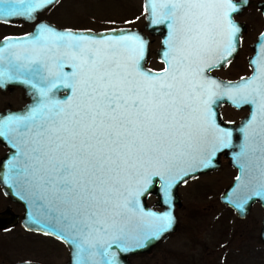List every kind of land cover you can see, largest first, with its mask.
Instances as JSON below:
<instances>
[{
  "label": "snow or ice",
  "instance_id": "obj_1",
  "mask_svg": "<svg viewBox=\"0 0 264 264\" xmlns=\"http://www.w3.org/2000/svg\"><path fill=\"white\" fill-rule=\"evenodd\" d=\"M51 2L0 0V4L25 5L22 9L0 8V15L32 13ZM152 4L154 11L159 4L158 22L167 20L172 29L170 51L165 53L170 56L165 61L168 67L157 75L140 66L146 42L138 35L95 41L40 26L34 45L50 40L57 50L66 49L58 59L38 47L31 53L11 51L7 55L5 48L12 45L0 47V84L23 77V82L33 87L44 85L40 93L46 95L58 80L77 97L74 110L61 108L56 113L59 120L49 118L52 127L41 125L39 135L48 133L49 150L61 156L39 179L57 193L72 196V202L85 209L91 224L84 223L80 233L107 232L108 227L123 233L120 223L135 208V197L149 170L170 172L194 159L195 153L211 155L231 145L232 131L214 122L209 106L219 85L201 74L205 67H211L210 54L221 40L231 49L238 29L230 17L242 4L233 0H152ZM64 57L71 60L74 71L61 70ZM49 61L55 63L56 71ZM224 94L254 106L243 130L249 141L246 147L260 162L264 175V61L250 80L235 90L225 89ZM46 107L38 105L28 116L9 117L0 121V126L11 130L12 125H22L27 131L28 122ZM33 151L39 161V149ZM62 219L67 222V217ZM156 220L152 235L166 231L172 223L170 213ZM68 227L67 232L63 228L56 231L59 238L73 245V264H93L96 254L105 258L103 264H115L114 252L97 248L87 236L80 238L76 224ZM115 241L122 242V237L117 235ZM116 246L119 248V243Z\"/></svg>",
  "mask_w": 264,
  "mask_h": 264
},
{
  "label": "water",
  "instance_id": "obj_2",
  "mask_svg": "<svg viewBox=\"0 0 264 264\" xmlns=\"http://www.w3.org/2000/svg\"><path fill=\"white\" fill-rule=\"evenodd\" d=\"M54 2L55 0H52L50 4L39 7L32 13L8 16L0 15V21L19 18L29 19L30 16L50 6ZM234 3L242 4V6L244 4V2L242 3V0L234 1ZM10 7H18L22 9L25 5L0 4V8L7 9ZM145 8L147 9L146 3ZM260 8L264 15V3L260 5ZM158 11L159 9L157 8L156 11L153 10V20L155 24H159L158 26H163L165 25V20L158 22L160 19L157 14ZM237 13L238 12H233L234 15ZM233 24L237 27L238 31L234 35L233 46L232 49H230V56H232V54L235 55L237 51L240 41L239 36L242 31L241 22L234 19ZM146 28H148V25H146ZM38 32L39 30H36L35 32L26 34L22 37L2 39L0 40V47L9 44L12 45L11 48H5V55L11 51L17 53L28 51L31 53L33 47H38L44 49L48 56H52L55 59L60 57L62 53L66 51V49L57 50L54 46L43 45L40 43L39 45H34L33 37ZM73 35L76 37H83L85 40L95 41L115 40L123 36L138 35L146 42L144 57L140 60L142 70L157 75L165 69L164 40H162L163 46L158 52L160 60L164 62V67L160 70H152L146 66L148 55L147 36L136 28L123 27L98 32L89 30L84 33L75 32ZM261 44H264V30L254 45V54L249 59L251 73L248 76L235 81H222L214 76L211 77L208 75L211 81H215L219 85L217 91H224L225 93V89L235 90L237 85H243L246 81L250 80L255 74H257L261 69L262 61H264V49L261 48ZM49 49H51V51H48ZM253 60L257 61L256 64H253ZM60 63L63 65L61 69L63 72L70 73L74 71V69L70 67L72 62L68 57H64L60 60ZM49 66L52 67L53 71L57 70L53 61H49ZM206 72L207 70L204 68V71L201 74L204 79L206 78ZM23 81L24 78L21 77L18 80H13L8 83L21 85L25 88L29 87L27 83ZM56 84L57 86L47 91L46 95H41V98L37 96L36 101L32 95L33 107L34 104L36 106L46 104L47 107L30 125L31 128L36 129V134H32L27 140H23V138L21 140L18 136L16 141L13 142V148L16 150L13 149L10 151L6 158L7 162H9V167L15 171L9 174V180H6V184H4V191L15 201L23 204L25 213L23 215L22 225L26 229L52 235L68 246L71 251V261L69 264H73L74 247L66 240L59 238L56 230L63 228L64 231L67 232L69 231L68 226L71 224L77 225V235L80 238L87 236V239L95 244L97 248L101 250L107 249L108 252H114L116 255L115 264H131L129 261L131 256L141 253H149L159 241L165 240L166 236L174 232L176 228L177 220L174 213V201L177 202V185L191 177L219 168V155L222 153L228 158L229 165L236 169V175L227 188L220 194L219 201L222 205L231 208L236 217L241 219L249 214V211L254 204L258 203L261 206L262 219L259 239L264 247V187H262V185H264V175L261 174L259 167L260 162L257 160L256 156L250 154L249 149L246 147V144H248L249 141H246V132L243 130L245 124L252 115L253 105L242 103L238 100L234 101L229 95H225L224 93L216 94L215 96L219 100L228 102L236 109L246 108L249 111L248 114L238 123H229L227 126H222L223 128L232 131L230 147L218 150L211 155H208L207 153H195L194 159L187 163L179 164L170 172L163 169L149 170L146 174V180L142 183L139 195L135 197V208L129 212L126 218L120 223V227L123 228V233L119 232L117 229L108 227L107 232L91 231L90 233L85 234L79 232V229L83 227L84 223L91 224V221L88 220V217L85 214V209L80 207L79 203H73L72 196L57 193L54 189L46 187L42 180L39 179L40 176L47 174V171L51 169L52 164H54L56 159L61 156V154L49 150L48 133H45L43 136L39 135L41 125L43 124L46 127H52L49 118L51 117L59 120L60 117H57L56 113L61 108H63L65 112H71L74 110L77 98L73 90L63 86L60 81L57 80ZM211 112L214 114V121L217 120V112H214L213 108L211 109ZM24 115L25 112H0V120L4 121L12 116ZM216 124L220 126L217 122ZM17 127L20 129L23 128L21 125L16 126V128ZM4 137V134L0 135V140L3 139L5 141L6 138ZM29 142L31 143L32 153L26 154L25 149ZM34 149H39V161L36 159L37 153H34ZM242 149H244L243 154ZM156 171H159L160 174H154ZM20 172L23 173V176L18 175ZM24 177H27V181H25ZM237 177H241V179L238 181ZM257 193L260 194L258 195ZM150 195H154L157 198L156 205L161 207L160 210L148 205L147 198ZM165 213H170L171 215V226L162 233L152 235V233L155 232V227L158 223L156 217ZM63 217H67V222L62 219ZM92 227L95 228L99 226L93 225ZM117 235L122 237V242H114V238ZM117 243L120 245L119 248L116 246ZM108 244H112V247L107 248ZM107 258L111 259V257ZM104 259L105 258L101 257L99 254L92 257L93 264H103Z\"/></svg>",
  "mask_w": 264,
  "mask_h": 264
},
{
  "label": "flooded vegetation",
  "instance_id": "obj_3",
  "mask_svg": "<svg viewBox=\"0 0 264 264\" xmlns=\"http://www.w3.org/2000/svg\"><path fill=\"white\" fill-rule=\"evenodd\" d=\"M234 1L240 0H233V2ZM60 2L61 0H55V2L50 6L33 14L29 19L19 18L0 21V40L5 38L22 37L26 34L33 33L36 30H39L40 26H48L53 32L64 34H73L75 32L84 33L85 31L89 30L98 32L123 27L136 28L139 31L143 32L148 39V55L146 62L159 65L157 67H150V69H163L164 62L160 60L158 52L159 49L163 46L162 40H164L165 42V53L170 51L172 29L169 26L170 22L167 20H165V25L163 26H158L159 24H155L152 14L154 10L152 0H140V13L142 17L140 22H127L120 26L100 29L90 28L82 24H75L74 17H72V22L70 23L64 22L63 20L58 18L55 13L57 11L56 7ZM145 3L147 4V9L145 8ZM263 3L264 0H246V2H244L243 6L236 15H234L233 13L231 14L230 18L232 22L235 19L242 23V31L239 36V46L235 55L232 54V56H230V49H228L227 47L226 40H221L218 45L214 46V50L210 54L211 67H205V69L207 70L205 78L206 80L211 81L208 76L210 75L211 77L214 76L222 81H235L242 77L248 76L251 73L249 59L254 54V45L256 44L264 30V15L260 8V5H262ZM156 8L159 9V4L156 5ZM146 25H148V28H146ZM233 39L234 36L232 37L231 41L232 46ZM40 44L54 46L50 40L41 41ZM58 58L59 57H57L56 59ZM167 59H170V56L165 55V61ZM237 62L245 64V68H247V71L239 72V70L235 68V63ZM166 67H168V64L165 62V68ZM27 85L29 87L25 88L24 86L11 84L8 82L0 84V112H25L24 116H28L31 109L36 107L35 104L34 107L32 106V95L34 96L35 101L37 100V96L41 98L40 89L44 87V85L37 84L35 87H33L32 84L29 83H27ZM29 91L31 94L29 93ZM216 92L217 94L224 93V91H217V89ZM209 106L211 109L213 108L214 112H217L218 119L214 122L220 124V127L224 125L227 126L229 123H238L249 112L246 108L236 109L228 102L219 100L216 96L212 97V101ZM6 121L7 120H4L3 122ZM33 122L34 121L28 122L27 131H25L23 128L17 131V125H12L11 130L0 126V132H2L5 136L4 138H6L5 141L3 139L0 140V264H69L71 261V251L68 246L52 235L26 229L22 225L23 215L25 213L23 204L15 201L4 191V184H6V180H9V174L15 171L9 167V162H7L6 157L8 156L10 151L15 149L13 148V142L16 141V138L18 136L21 140L22 138L23 140H27L32 136V134H36V129L30 127ZM25 153H32L30 142L25 149ZM225 162L229 165L228 158H226L225 154L222 153L219 155V168L191 177L177 185V202L174 201V213L177 220V227L179 211L182 203H184L182 194L183 188L192 179H196L202 175L210 174L215 171L218 172ZM230 168L234 171V175L231 178L232 181L236 175V169L232 168L231 166ZM151 196L156 198L154 195ZM148 205L157 210L161 209V207H158L156 205V201L154 202V204ZM171 234L172 233L168 234L165 240L159 241L155 245V247L167 241L170 238ZM36 236L38 238H48L53 243L56 242L59 247L48 249L43 244L32 239Z\"/></svg>",
  "mask_w": 264,
  "mask_h": 264
},
{
  "label": "rangeland",
  "instance_id": "obj_4",
  "mask_svg": "<svg viewBox=\"0 0 264 264\" xmlns=\"http://www.w3.org/2000/svg\"><path fill=\"white\" fill-rule=\"evenodd\" d=\"M56 8L55 15L64 22L70 23L74 17L75 24L95 29L140 22L142 18L140 0H61ZM146 66L159 65L146 62ZM245 67L235 63L239 72L247 71ZM233 175L225 162L218 172L192 179L182 190L184 203L174 233L149 253L131 256V264H264L259 239L261 206L254 204L241 219L218 200ZM156 199L150 195L147 203L154 204ZM32 239L48 249L59 247L48 238Z\"/></svg>",
  "mask_w": 264,
  "mask_h": 264
}]
</instances>
